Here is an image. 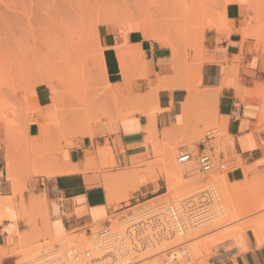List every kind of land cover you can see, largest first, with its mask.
<instances>
[{"label":"crops","instance_id":"0c3cea01","mask_svg":"<svg viewBox=\"0 0 264 264\" xmlns=\"http://www.w3.org/2000/svg\"><path fill=\"white\" fill-rule=\"evenodd\" d=\"M249 15L248 5L228 4L187 60L138 25L104 26L107 90L84 108L75 89L37 85L29 124L0 128V264H16L13 252L39 234L59 239L166 195L174 153L202 151L212 126L226 131L227 143H215L220 163L238 185L240 223L252 224L212 263L264 264V49L249 36Z\"/></svg>","mask_w":264,"mask_h":264},{"label":"rangeland","instance_id":"374dc122","mask_svg":"<svg viewBox=\"0 0 264 264\" xmlns=\"http://www.w3.org/2000/svg\"><path fill=\"white\" fill-rule=\"evenodd\" d=\"M252 1L258 3L257 6L250 7ZM234 2L248 5L250 36H259L255 39L264 49V0H0V128H4L8 122L18 124L20 128L29 124L23 114L27 115L32 109L30 96L40 84L54 85L61 95H69L75 89L79 99L82 94V108L87 97L92 101L99 99L107 90L99 62L102 48L98 33L104 26L123 31L127 25H138L147 34V40H168L176 46L179 57L187 60L190 52L202 47L205 31L221 20L226 6ZM254 8L259 9L256 11ZM211 131H217L219 139L227 143L223 128L209 127L204 136ZM218 142L215 144L217 162L212 173L204 174L195 162L178 166L176 151L167 168L171 177L168 193L120 215H113L109 219L112 226H117L118 220L130 212L198 193L211 184L217 189L218 186L224 189H220L222 193L218 191L220 196L228 188L229 200L233 205L228 206L227 222L233 220L232 224L225 222L200 233L196 242L198 256L190 257L189 253L180 256V264H213L212 261L219 255L221 243L229 239L226 237L229 226L233 229L246 219L244 212V216L239 214L238 185L230 184L229 171L219 162L221 149ZM190 150L195 154L198 152L197 149ZM174 168H177L176 171ZM222 177L224 185L218 179ZM217 181L220 183L217 184ZM101 226L93 227L94 235L91 238L73 236L70 242L66 240L65 245L80 244L82 248L91 249V244L95 247V232ZM59 239L42 233L22 243L12 254L17 257L16 264L34 259L41 249L59 243ZM183 247L186 250V245ZM167 253L164 254L167 256ZM160 256L155 255L145 261L143 259L147 256L141 254L137 264L143 261L154 264L161 259ZM166 256L163 257L164 262Z\"/></svg>","mask_w":264,"mask_h":264},{"label":"built area","instance_id":"2783aa9c","mask_svg":"<svg viewBox=\"0 0 264 264\" xmlns=\"http://www.w3.org/2000/svg\"><path fill=\"white\" fill-rule=\"evenodd\" d=\"M217 140L218 132L211 131L205 136L203 150L197 149V154L191 150L179 149L176 158L178 166L195 162L204 174L212 173L217 162L216 151L213 152L212 149L216 148ZM163 212L172 225L171 231L165 234L157 227L158 219ZM218 213L219 205L215 192L212 186H209L198 193L161 202L157 204L155 211L138 220L129 219L131 212L127 216H122L115 227L112 226V221L108 220L95 232V246L99 258H94L91 249L82 248L79 244L66 246V240H62L44 247L34 259L23 264H137L139 256L148 249L164 241L170 242L169 237L172 234L184 237L189 224L203 226L216 219ZM95 226L73 231L67 236L85 235V238L89 239ZM167 252L164 264H180V256L187 254L183 246L169 249Z\"/></svg>","mask_w":264,"mask_h":264},{"label":"bare ground","instance_id":"6f19581e","mask_svg":"<svg viewBox=\"0 0 264 264\" xmlns=\"http://www.w3.org/2000/svg\"><path fill=\"white\" fill-rule=\"evenodd\" d=\"M250 2V1H249ZM253 2V1H252ZM250 3V4H252V5H250V7L251 6H257V4L258 3H256L255 4V2H253V3ZM257 9V8H256ZM255 8H254V10H256ZM259 9V8H258ZM257 9V10H258ZM253 10V11H254ZM256 10V11H257ZM255 12V11H254ZM258 13V12H257ZM256 15V14H255ZM254 15V16H255ZM259 17V16H258ZM254 19V18H253ZM99 34V33H98ZM250 36V35H249ZM252 36H255V37H253V38H258L257 37V35H252ZM251 36V37H252ZM135 46V45H134ZM109 93V92H108ZM111 93V92H110ZM114 93V92H113ZM115 94V93H114ZM114 94H110V95H112V96H114ZM110 95H108V97H110L111 98V96ZM107 97V96H106ZM109 98V99H110ZM104 99H105V97H104ZM111 101H113L112 100V98L110 99ZM114 100H116V99H114ZM105 101H107V103L109 102V104H111L110 103V101L109 100H105ZM103 101H102V105H103ZM106 103V102H105ZM104 103V104H105ZM113 104H114V102H112ZM116 103V102H115ZM117 103H119V102H117ZM112 106V105H111ZM110 106V107H111ZM121 116V115H120ZM176 161V160H175ZM10 162V161H9ZM11 165V163L9 164V166ZM10 168V167H9ZM175 169H177V168H174V171H176ZM222 175H225V174H222ZM218 176H220V175H218ZM248 176V175H247ZM255 177H257V176H255ZM254 178V177H253ZM258 178V177H257ZM219 179V181L221 182V180H224L223 179V177H222V179H220V178H218ZM257 180V179H256ZM256 180L255 181H252V182H254V183H257L256 182ZM263 180H264V177H263ZM108 182V181H107ZM214 182V181H213ZM218 182V181H217ZM220 182H218L217 184H219ZM224 182H225V180H224ZM224 182H223V184H222V182L220 183V184H222V185H224ZM227 182V181H226ZM249 182V181H248ZM250 182H251V180H250ZM251 182V183H252ZM244 183H246V181H244ZM250 183V184H251ZM216 184V183H215ZM226 184V183H225ZM247 184V183H246ZM246 184L244 185V186H246ZM249 184V186H252L253 185V183L250 185ZM255 185H257V184H255ZM255 185H253V186H255ZM258 185H259V183H258ZM264 185V184H263ZM211 186H212V189L214 190V192H215V196H216V199H217V203H218V205H219V213H218V217H217V220L215 221V222H211V223H209V225H203V226H199V227H197V226H194L193 224H189L188 226H187V234L184 236V237H178V236H175L174 234H172L170 237H169V239L171 240L170 242H161V243H159V244H157L154 248H151V249H148L146 252H145V255H144V253H142V255L143 256H147L145 259H143V260H147L148 258H151L152 256L154 257L155 255H161L160 257H161V259L160 260H158V261H156V262H154V264H162V263H164V260L165 259H163V257L164 256H166L164 253L166 252V251H168L169 249H173V248H178V247H180V246H185L186 245V252L187 253H189V255H190V257L192 256V255H195L196 253H198L199 252V249H198V247H197V240L200 238V233L201 234H203L202 232H204L205 230H207L208 231V229H211V228H213V227H218V225L220 226V224L222 225V223H225V222H227V221H229V218H228V214H229V208H228V206L231 204V199L229 198L230 197V193H229V191H228V188H225L226 189V191H224L223 192V196L221 197L220 196V194H219V190L220 189H223V188H220V186H218V188L219 189H217V186H215L214 184H211ZM225 186H227V185H225ZM248 186V187H249ZM247 187V188H248ZM224 190V189H223ZM220 193H222V190H220ZM178 197V196H177ZM224 197V198H223ZM230 199V200H229ZM152 201V200H151ZM151 201H149V202H151ZM231 205H233V204H231ZM231 205H230V207H231ZM264 206V205H263ZM238 207H240V206H238ZM157 208V204L156 205H148V206H145L144 208H141L140 210H138L137 212H135V213H131L129 216H130V220H135V219H139V218H141V217H143V216H146V215H148V214H150L151 212H153V211H155V209ZM259 208V207H258ZM258 208L256 209V211L258 210ZM240 209H242V210H240ZM243 206H241L240 208H239V211H240V213L239 214H242L243 215ZM261 209V208H260ZM250 210V209H249ZM252 210V209H251ZM239 211H237V212H239ZM246 211V210H245ZM248 211V210H247ZM248 212H250V211H248ZM235 213V212H234ZM246 213V212H245ZM252 214V213H251ZM231 216H234V215H231ZM244 216V215H243ZM246 216V215H245ZM240 217V216H239ZM264 217V216H263ZM263 217H259L260 218V220L257 218V217H255L254 218V221L252 222V223H254V225L255 226H257L256 225V222H257V220H259V222L261 221H263L264 222V219H263ZM263 220H262V219ZM233 219H237V218H234L233 217ZM255 219H257V220H255ZM235 220H234V222H235ZM233 221V220H232ZM231 221V222H232ZM237 221H239V220H237ZM236 221V222H237ZM248 221H250V220H248ZM246 222V223H240V224H236V226H233V229H232V227L231 226H229L230 227V229H229V232H227L226 233V231L224 232V233H226V237L227 238H231V237H233V235L237 232V231H240V230H244L245 228L247 229V228H250V227H248V226H251L252 227V224H250L251 223V221L250 222ZM231 222H227V223H231ZM260 222V223H261ZM100 224V223H99ZM232 224V223H231ZM264 225V223H261V225ZM229 225V224H228ZM157 227H159V228H161L162 229V232H164L163 234H165L166 232L168 233V231H171V229H172V225H171V223L167 220V215H166V213H161V217L158 219V223H157ZM228 228V227H227ZM218 229V228H217ZM232 229V230H231ZM248 230V229H247ZM227 231H228V229H227ZM205 233V232H204ZM94 235V234H93ZM226 237H224V238H226ZM223 238V237H222ZM70 239V237L69 236H67V237H62V239H59V241H62V240H67V241H71V240H69ZM225 240V239H224ZM94 242H95V240H94ZM222 242H223V240H222ZM76 243V242H75ZM96 243V242H95ZM94 243V244H95ZM199 243V242H198ZM93 244V245H94ZM71 245V244H70ZM80 245V244H79ZM90 246L92 247H90L91 249H92V252H93V255H94V258H99L100 257V255H99V253H98V251H97V247L95 246V247H93L91 244H90ZM40 252V251H39ZM197 256H198V254H196ZM167 257V256H166ZM165 257V258H166ZM157 258V257H156ZM189 258V257H188ZM158 259V258H157ZM196 260V259H195ZM140 261V260H139ZM142 261V260H141ZM154 261V260H153ZM151 263V262H150ZM139 264H149V262L147 263V262H142V263H139ZM187 264V263H186Z\"/></svg>","mask_w":264,"mask_h":264}]
</instances>
